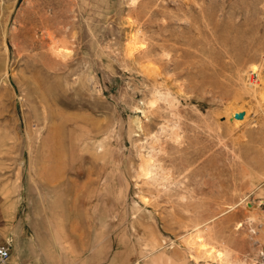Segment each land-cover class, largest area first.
<instances>
[{"label": "rangeland", "instance_id": "rangeland-1", "mask_svg": "<svg viewBox=\"0 0 264 264\" xmlns=\"http://www.w3.org/2000/svg\"><path fill=\"white\" fill-rule=\"evenodd\" d=\"M41 15L49 17L68 54L60 71L45 68L34 55L32 44L43 32ZM135 33L147 46L130 57L127 44ZM161 47L169 58L165 69L161 62L162 83L181 104L180 145L167 134L153 137L168 116L163 108L148 111L146 105L152 82L142 72L144 55ZM251 63L264 93V0H0L1 201L19 191L21 170L35 191L55 186L61 206L71 209L73 229L79 224V234L87 227L103 264L134 263V257L120 254L126 247L119 240L122 234L136 240L132 206L154 214L151 226L159 243L165 242L168 252L181 250L177 264L182 257L187 264L246 258L243 239L250 225L244 222L250 211L263 222L253 227L264 231V196L252 190L259 180L247 177L264 174V96L245 93L239 76ZM231 109L239 110L232 118ZM147 141L169 171L168 189L136 178ZM97 142L104 147L98 158L91 154ZM89 189L98 194L91 203ZM239 201L235 212L216 220L218 233H235L220 237L228 257L206 261L186 250L180 239L184 223L195 217L202 224ZM102 214L117 216L103 226ZM238 221L244 224L235 231ZM260 235L251 264L262 263Z\"/></svg>", "mask_w": 264, "mask_h": 264}, {"label": "bare ground", "instance_id": "bare-ground-1", "mask_svg": "<svg viewBox=\"0 0 264 264\" xmlns=\"http://www.w3.org/2000/svg\"><path fill=\"white\" fill-rule=\"evenodd\" d=\"M39 20L42 24L41 29H43V32L39 40L37 42H33L34 44H32V49L37 50L34 55L36 56L37 61L41 63V65L45 68L52 69L53 71H60L62 68H64L63 66L67 67V64L69 62L68 54L65 52L63 47L58 44L56 36L53 34V30L51 29L52 26H50L49 17H44L43 15H41L39 17ZM137 31L141 32L142 30L138 29ZM137 33L129 37V42L127 44L129 56H132L134 54V51L137 49V47H140L139 49H142L143 47L147 46L146 44H144L145 41L141 37V35ZM167 54L168 51H166L164 47H161L159 50H148V52L144 55L147 63H143L144 69L142 68L143 64L141 65V68L143 69L142 72L144 71L145 73L146 71L147 80L149 82H152L150 90L151 97L146 101V105L148 111L154 108H163L166 112V115L168 116V118L165 117L160 127L158 128L159 133L153 137L155 138L158 135L167 134L174 143L180 145L183 143L185 137L184 130L181 126L182 115L180 113V99L166 85L162 83V63L164 69L169 64V58ZM244 73L248 75V78H244ZM257 74L258 70L255 66V63H251L249 69L245 70L239 75L242 82L241 89L248 95L254 98H257L259 96L261 99L264 96V93L262 91L263 87H259L258 82L254 79V76ZM143 113L146 115V111L144 109ZM238 113L239 110L231 109L229 111L230 118L234 117ZM245 117L246 116L243 115V118L239 121L244 120ZM138 128H142V126L139 124ZM106 132L108 133L109 131ZM74 139L76 141L79 140L77 136L74 137ZM142 147L146 148V151L139 154L141 161L137 167L136 178L149 186L155 187L158 190L168 189L169 184H171V181H169V171L163 168L159 159L155 157L156 153L154 152V146L150 144L148 145L147 141L142 145ZM91 154L97 158L101 155L103 156V144L101 142L95 143L94 152H92ZM31 164H33V161ZM33 167L34 166L31 165V168ZM247 177L248 180L250 179V181L253 178L259 180V184L254 185L252 190L259 189L257 194L260 196H264V185L263 187H260L261 182H263L264 184V174H253L252 172H250ZM179 184H181L180 181ZM13 188H11V190ZM10 192L11 191H9L8 193ZM6 193L4 195H6ZM95 195H98L95 190H88V203L93 202L92 198ZM179 199L181 201H186L187 196L184 193H181L179 195ZM100 204V201L96 202L94 205V210L99 208ZM241 204L242 201L228 205L226 209L206 218L202 224H200L199 220H197L195 217H192L188 222L184 223L183 228L186 234L181 236L180 239L184 243L186 250L192 254L198 253L199 255H197L196 258L202 257L203 259H206V261L214 260L216 262H219L223 259V256L228 257L230 250H228V248L221 243L222 241L220 237H234L235 233H232L230 235L226 234L225 232L218 233V231L215 229L217 225L216 220L224 214L235 212ZM245 205L248 206V203H246ZM8 206L11 205L8 204ZM249 206H251V204H249ZM132 209L133 211L130 219L131 226L135 232L136 240H133V238L129 237L127 234H122L119 240L122 244L125 245L126 248L120 254H123L124 258L126 259H128L130 256L134 257L135 259L133 264H177V262H175L176 257L178 252H181V250L168 252L166 251L167 245H164L165 242L159 243L158 236L153 231V227L151 226V222L153 224L156 223V217L154 216V214L148 209L142 208L140 206H132ZM115 216L117 215L108 216L102 214L101 216H99L98 220L100 224L104 226L109 219L115 218ZM257 221L258 217L254 213H251V211L246 215L244 223L245 225H250V228H248L250 233H247L246 238L243 239V253L245 254L246 258L242 260H235L234 262H229V264H251L253 262L254 259H251V254L255 249V245L258 244L259 240L261 239L260 233L264 235L263 229L258 232L259 230L257 231L256 228L253 227V222H256L258 226L263 225V222ZM244 223L238 221L234 227V230L239 231ZM136 226L143 227L141 230H138L136 229ZM114 227H116V224ZM257 233H259L260 236L258 235L257 237ZM102 240L103 237L97 236L98 242H101ZM180 260L181 262L179 264H187L185 257L180 258Z\"/></svg>", "mask_w": 264, "mask_h": 264}, {"label": "crops", "instance_id": "crops-1", "mask_svg": "<svg viewBox=\"0 0 264 264\" xmlns=\"http://www.w3.org/2000/svg\"><path fill=\"white\" fill-rule=\"evenodd\" d=\"M19 184L18 192L0 199V243L10 252L6 264H103L87 227L79 234V224L73 229L71 209L61 206L55 186L35 191L22 170Z\"/></svg>", "mask_w": 264, "mask_h": 264}, {"label": "built area", "instance_id": "built-area-1", "mask_svg": "<svg viewBox=\"0 0 264 264\" xmlns=\"http://www.w3.org/2000/svg\"><path fill=\"white\" fill-rule=\"evenodd\" d=\"M9 247L6 244L0 243V264H6L9 258ZM264 264V253H262V263Z\"/></svg>", "mask_w": 264, "mask_h": 264}, {"label": "water", "instance_id": "water-1", "mask_svg": "<svg viewBox=\"0 0 264 264\" xmlns=\"http://www.w3.org/2000/svg\"><path fill=\"white\" fill-rule=\"evenodd\" d=\"M237 117H242V115H237Z\"/></svg>", "mask_w": 264, "mask_h": 264}]
</instances>
